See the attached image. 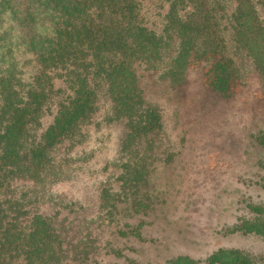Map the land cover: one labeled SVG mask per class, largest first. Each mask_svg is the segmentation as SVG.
I'll list each match as a JSON object with an SVG mask.
<instances>
[{
    "label": "trees",
    "instance_id": "16d2710c",
    "mask_svg": "<svg viewBox=\"0 0 264 264\" xmlns=\"http://www.w3.org/2000/svg\"><path fill=\"white\" fill-rule=\"evenodd\" d=\"M174 42L173 61L183 69L204 63V84L217 96L240 90L229 44L251 58L264 85V0H0V264H69L71 247L74 258L86 257L91 245L67 246L68 215L58 218L71 207L66 229L78 231L84 214L52 187L74 170L72 151L89 134L101 95L109 99L106 120L124 123L129 139L161 128L141 80ZM255 138L264 147V134ZM111 188L99 197L110 217ZM249 208L253 219L227 232L264 239V205ZM169 263L197 262L181 255ZM257 263L234 249L206 259Z\"/></svg>",
    "mask_w": 264,
    "mask_h": 264
},
{
    "label": "rangeland",
    "instance_id": "374dc122",
    "mask_svg": "<svg viewBox=\"0 0 264 264\" xmlns=\"http://www.w3.org/2000/svg\"><path fill=\"white\" fill-rule=\"evenodd\" d=\"M232 45L227 55L241 75L232 98L207 88L204 63L183 69L173 61L177 42L156 70L144 71V100L163 122L139 140L127 137L124 123L106 120L109 99L101 95L89 134L72 151L74 170L52 187L86 219L67 231L71 207L58 216L68 215L61 224L67 246L83 239L92 247L78 258L71 247L69 264H170L181 255L206 264L220 249L264 264L263 238L227 232L238 219H253L250 205H264V147L255 138L264 134V85L251 58ZM105 185L116 202L112 217L99 199ZM135 204L144 208L136 212Z\"/></svg>",
    "mask_w": 264,
    "mask_h": 264
}]
</instances>
